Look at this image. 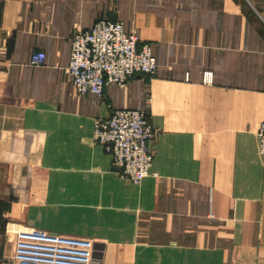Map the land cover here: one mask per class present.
Here are the masks:
<instances>
[{"label":"crops","instance_id":"crops-1","mask_svg":"<svg viewBox=\"0 0 264 264\" xmlns=\"http://www.w3.org/2000/svg\"><path fill=\"white\" fill-rule=\"evenodd\" d=\"M100 17L157 70L80 94L70 35ZM114 108L155 131L138 183L93 139ZM263 120L264 0H0V264L27 227L91 239L92 264H264Z\"/></svg>","mask_w":264,"mask_h":264},{"label":"built area","instance_id":"built-area-1","mask_svg":"<svg viewBox=\"0 0 264 264\" xmlns=\"http://www.w3.org/2000/svg\"><path fill=\"white\" fill-rule=\"evenodd\" d=\"M44 59L42 50H33L29 56L32 65ZM156 68L150 45L138 44L135 33L126 32L118 20L98 19L70 35L66 71L80 94L100 95L107 82L121 85L134 73L151 75ZM154 134L143 110L114 108L107 117L94 120L92 135L110 155L115 171L138 183L149 172ZM256 135L258 152L264 154V120ZM93 245L86 237L27 227L16 232L12 264H92Z\"/></svg>","mask_w":264,"mask_h":264},{"label":"rangeland","instance_id":"rangeland-1","mask_svg":"<svg viewBox=\"0 0 264 264\" xmlns=\"http://www.w3.org/2000/svg\"><path fill=\"white\" fill-rule=\"evenodd\" d=\"M98 19H105V18L100 17V18H98ZM98 19H96L95 21H97ZM106 19H108V18H106ZM112 20H117V19H112ZM95 21H94V22H95ZM118 21H120V20H118ZM94 22H93V23H94ZM120 22H121V21H120ZM93 23H92V24H93ZM121 24H122V26H123V23H122V22H121ZM90 26H91V25H90ZM123 28H124V26H123ZM124 29H125V28H124ZM125 31H126V30H125ZM126 32H129V33H130V32H133V33H135L134 31H126ZM135 35H136V33H135ZM136 36H137V35H136ZM137 43H138V37H137ZM143 43H147V42H143ZM147 44H149V43H147ZM149 45H150V44H149ZM150 47H151V45H150ZM151 50H152V49H151ZM152 53H153V52H152ZM153 55H154V54H153ZM156 64H157V63H156ZM156 70H157V68H156ZM155 72H156V71H155ZM155 72H154V73H155ZM154 73H153V74H154ZM153 74H151V75H153Z\"/></svg>","mask_w":264,"mask_h":264}]
</instances>
